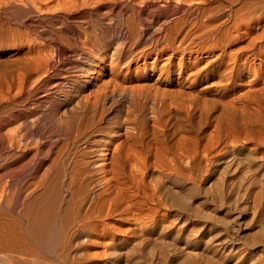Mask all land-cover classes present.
Returning <instances> with one entry per match:
<instances>
[{"label": "bare ground", "instance_id": "obj_1", "mask_svg": "<svg viewBox=\"0 0 264 264\" xmlns=\"http://www.w3.org/2000/svg\"><path fill=\"white\" fill-rule=\"evenodd\" d=\"M262 71L264 0H0V264H264V179L221 220L184 179L221 137L187 118ZM253 122L233 123L264 136ZM142 199L178 228L130 215Z\"/></svg>", "mask_w": 264, "mask_h": 264}, {"label": "rangeland", "instance_id": "obj_2", "mask_svg": "<svg viewBox=\"0 0 264 264\" xmlns=\"http://www.w3.org/2000/svg\"><path fill=\"white\" fill-rule=\"evenodd\" d=\"M253 80L255 82H252V85L251 84L248 85V83L246 82V85L241 86V87H218L219 89L215 88L218 91L217 90L214 91L213 93H211L212 95H207L208 106H206V108L204 109L205 113L202 111H201V113L197 112L194 115H192L191 117L187 118V120L189 121L188 124H190V125H187L185 127V129L188 130L186 132H190V130H191L192 134L197 133L196 131H198V130H201V131L207 132V133L212 132V134L214 133L212 135V138H211V141L213 144L216 142L215 139H213V138H216V140H218L220 137V134H221L220 141L215 146L216 151L212 152L210 154L208 151H203L201 149L199 152V154H201V155L198 157V159H203L201 166L196 167L200 163L199 161H197L196 165L194 166L195 169L192 168V170L190 172L186 173L187 176H184V179H186V178L191 179L192 177L195 178L196 175L198 176L201 174V176L199 177L200 179H198L196 181L194 179H192L193 181H195V183L192 180L189 181V179H186V182L188 183V186L190 188V193H192V195H190L192 199L191 198H188V199H190L193 206L195 205L194 207L201 208V210L202 211L204 210V212H214L215 216H217V218H219V220L227 219L228 216L231 217V216L237 214V211H232L231 213L230 212L226 213L225 211H223L220 208V205L222 204V202L224 200H225L223 202L224 205L230 204L232 208H234L236 206L239 209H241L243 206V200H242L244 198L243 194H244L247 186H249V183L252 180H254L258 183V181H260L261 179H262L261 181H263V179H264L263 178L264 177L263 176L264 175L263 174V172H264V136L259 134V136H260V138H259V136H257L258 135L257 134V135H255L256 138L253 136V137H250V139H247L241 133L242 131H240V129L237 126H235L233 123L235 120H239V121L244 120L247 122L248 121L249 122H252V121L258 122V120L264 121V72L263 71L259 72L258 77H256ZM211 98H212V100L210 101ZM150 101L151 100L143 101L146 105L142 102L144 104V110H146V111H144V113H146L148 111L146 114H147V117L150 119L152 117L158 118V115L156 114L157 115L156 116L153 113L154 107H153V105H151L152 101L151 102ZM209 101H210V103H209ZM209 105H210V108H209ZM257 106H259V107H257ZM207 111H210V112L207 113ZM222 113H223V115L221 116ZM242 117H244L245 119ZM247 117L250 118V120L251 119L252 120L250 121ZM205 118H208L207 119V122L209 123L208 126L203 124L205 121ZM216 118H217V120H216ZM161 119H162V122H163V120L166 121L165 116H162ZM151 120H153V119H151ZM214 122H216V123L213 124ZM255 122H253V123H255ZM200 123H202V124H200ZM214 125H215V127H214ZM199 127H200V129H199ZM212 128H213V130H212ZM218 129H220V130H218ZM183 132L181 131L180 133L184 134ZM236 135H237V137H236ZM241 136H243V137H241ZM229 138H231L232 143H231V140ZM252 139H254V140H252ZM223 152L226 154L227 153L228 154H230V153L235 154V157L233 158V160L231 159V161H229V163L227 162L228 165H226V163L221 162V161L220 162L215 161L217 159L216 157L220 156ZM237 157H238V160H237ZM154 166L157 169L155 167H153V168L151 167L150 173H149V174H151L153 181L157 179V180H159L160 183H164V182H167L166 181L167 178H177L176 174L172 170H170V168L168 167V162L162 163L161 165L159 164V165H154ZM227 166H229V167H227ZM200 167H203V169H204V170L202 169V171H201L202 173H200V171L198 170ZM257 167H258V170H257ZM194 170L195 171L197 170V171L195 172ZM253 170L258 171V172L256 173ZM254 173H255V175H254ZM261 174H263V175H261ZM189 175H190V177H188ZM234 181H235V183H233ZM151 184H153V183H151ZM240 184H241V186H240ZM245 184H246V186H245ZM196 185H197V187H195ZM239 186H240V188L237 190V187H239ZM205 191L209 195L208 194L206 195ZM227 192H228V194H227ZM226 196H227V198H226ZM235 197H237L236 201L239 203L228 202L230 200H233ZM129 206H130L129 207L130 211H132V212H129V210H128L130 215L137 216L138 218L141 217L140 221H142L144 224H145V222H147L146 225H148V226L150 225L151 220L148 219L149 217L147 218V216L145 214H146V211L147 212L152 211V212H155L154 219L156 218L155 219L156 221L154 220L152 222V224H155L157 222L159 224H163L166 227L165 224H168V220H169L170 226L167 225L169 227V229L171 228L172 230H176L178 228L175 224H172V222H170V221H173L174 216H177V212L173 211L172 209H167L168 211L166 209H163V208L155 209L154 206H152V204L146 203L145 199H142L138 202H133V204L130 203ZM228 214H230V215H228ZM244 214H245L244 218H246V219L251 218L250 217L251 214L248 213V211H247V213H244ZM173 226H175V227H173ZM197 226H198V218L194 217L193 220L190 221L189 225L186 227L193 229Z\"/></svg>", "mask_w": 264, "mask_h": 264}]
</instances>
